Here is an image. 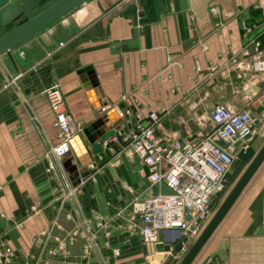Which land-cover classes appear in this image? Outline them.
I'll return each instance as SVG.
<instances>
[{
    "label": "crops",
    "instance_id": "0c3cea01",
    "mask_svg": "<svg viewBox=\"0 0 264 264\" xmlns=\"http://www.w3.org/2000/svg\"><path fill=\"white\" fill-rule=\"evenodd\" d=\"M11 51L16 67L0 55V251L12 254L0 264L31 263L45 231L72 227L68 264H178L187 239L165 257L129 227L128 202L147 191L148 171L123 136L150 111L160 115L158 136L191 144L211 129L200 116L216 105L259 115L250 99L264 89L255 69V57L264 59V0H84ZM87 66L95 86L79 73ZM53 86L74 135L96 112L107 114L103 127L118 121V141L100 140L76 189L61 165L72 152L52 165L47 158L60 141ZM248 142L247 165L264 144V120ZM88 222L94 229L84 235ZM178 232L163 231V243ZM190 264H264V162Z\"/></svg>",
    "mask_w": 264,
    "mask_h": 264
},
{
    "label": "built area",
    "instance_id": "2783aa9c",
    "mask_svg": "<svg viewBox=\"0 0 264 264\" xmlns=\"http://www.w3.org/2000/svg\"><path fill=\"white\" fill-rule=\"evenodd\" d=\"M255 69L264 73V59L260 56L255 57ZM47 96L54 113L53 125L60 137L59 143L47 153L52 165L51 157L60 159L71 152L70 138L77 124L55 86ZM250 102L261 108L259 115L250 107L234 110L216 105L200 116V123L207 122L211 129L202 132L195 144L158 136L160 115L156 111L149 112L147 122L136 121L130 126L123 140L148 171L147 191L128 202L129 227L137 228L143 243L156 245L162 232L169 229L179 230L180 238L187 239L190 245L198 237L221 203L236 152L241 147L248 149V141L263 124L264 89ZM108 140L117 142L118 138L113 134ZM238 140L241 145L236 148L234 144ZM11 254L5 246L0 251L6 261Z\"/></svg>",
    "mask_w": 264,
    "mask_h": 264
},
{
    "label": "water",
    "instance_id": "95a60500",
    "mask_svg": "<svg viewBox=\"0 0 264 264\" xmlns=\"http://www.w3.org/2000/svg\"><path fill=\"white\" fill-rule=\"evenodd\" d=\"M83 1L0 0V55L6 54L16 67L11 51L16 45L34 35ZM139 15L142 16L143 11H140ZM84 72L89 74L92 84L94 86L97 85V78L92 68L87 66L79 70V73ZM123 107V103L118 104V108L122 109ZM95 114L96 118L93 122L70 138L72 154L66 157L61 163L63 170L68 174V181L73 188L78 187L82 183V180L90 175L88 165L94 161V155L103 151L100 140H105L113 136L114 132L112 129L118 124V121L113 120L108 127H103L104 122L108 120L107 114L100 115L99 112ZM240 145L241 140L236 141L234 144L236 148H239ZM245 152L246 149L241 147L236 152V156L241 157ZM263 162L264 144L239 179L236 180L235 184L226 194L212 217L206 223L198 237L189 246L178 264H190L192 262ZM180 244V233L178 232L177 236L166 243H163L161 237L156 246L166 257L168 253L178 250Z\"/></svg>",
    "mask_w": 264,
    "mask_h": 264
},
{
    "label": "rangeland",
    "instance_id": "374dc122",
    "mask_svg": "<svg viewBox=\"0 0 264 264\" xmlns=\"http://www.w3.org/2000/svg\"><path fill=\"white\" fill-rule=\"evenodd\" d=\"M247 166L245 160L235 156L234 164L226 176V188L224 194L220 197L221 202L235 184L236 180H238L245 171ZM93 229L92 224L88 222L85 228L86 233L84 235L87 233L89 234V232L91 233ZM134 229L137 230V228H133L132 230ZM61 233L62 234L59 236L52 237L53 234L50 232V229L45 231L42 234L43 237L38 243V253L36 254V258L34 257L33 261L29 264H68V260L65 256L69 251V246L72 244L71 241L73 239L70 238V236L78 235V228L72 227L68 231L62 230ZM64 236H67L66 240Z\"/></svg>",
    "mask_w": 264,
    "mask_h": 264
},
{
    "label": "trees",
    "instance_id": "16d2710c",
    "mask_svg": "<svg viewBox=\"0 0 264 264\" xmlns=\"http://www.w3.org/2000/svg\"><path fill=\"white\" fill-rule=\"evenodd\" d=\"M252 155H253V153H251V154L250 153L249 154L248 153L247 154L244 153L240 158L245 160L246 163H248L250 161Z\"/></svg>",
    "mask_w": 264,
    "mask_h": 264
}]
</instances>
